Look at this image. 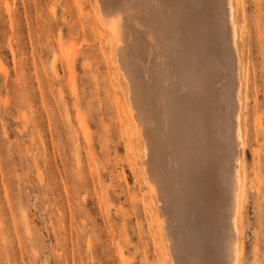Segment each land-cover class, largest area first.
<instances>
[{
    "label": "rangeland",
    "instance_id": "rangeland-1",
    "mask_svg": "<svg viewBox=\"0 0 264 264\" xmlns=\"http://www.w3.org/2000/svg\"><path fill=\"white\" fill-rule=\"evenodd\" d=\"M234 5L240 264H264V0ZM125 86L94 0H0V264H170Z\"/></svg>",
    "mask_w": 264,
    "mask_h": 264
},
{
    "label": "bare ground",
    "instance_id": "bare-ground-1",
    "mask_svg": "<svg viewBox=\"0 0 264 264\" xmlns=\"http://www.w3.org/2000/svg\"><path fill=\"white\" fill-rule=\"evenodd\" d=\"M94 4L126 85L169 263L240 264L244 79L234 0Z\"/></svg>",
    "mask_w": 264,
    "mask_h": 264
}]
</instances>
